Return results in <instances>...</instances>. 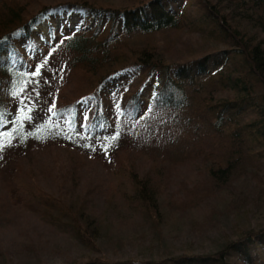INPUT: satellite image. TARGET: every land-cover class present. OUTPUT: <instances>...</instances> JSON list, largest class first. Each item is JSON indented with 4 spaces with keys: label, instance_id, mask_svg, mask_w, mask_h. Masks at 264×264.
<instances>
[{
    "label": "trees",
    "instance_id": "trees-1",
    "mask_svg": "<svg viewBox=\"0 0 264 264\" xmlns=\"http://www.w3.org/2000/svg\"><path fill=\"white\" fill-rule=\"evenodd\" d=\"M105 97L178 128L144 171L119 152L139 141ZM46 142L68 150L55 193L14 158ZM74 154L120 171L94 185L114 213L90 208ZM263 161L264 0H0V176L63 238L0 241V264H264Z\"/></svg>",
    "mask_w": 264,
    "mask_h": 264
},
{
    "label": "rangeland",
    "instance_id": "rangeland-1",
    "mask_svg": "<svg viewBox=\"0 0 264 264\" xmlns=\"http://www.w3.org/2000/svg\"><path fill=\"white\" fill-rule=\"evenodd\" d=\"M59 18H67V23L69 24L72 23V21L76 20L77 14L71 13L70 17H68L67 14H56L55 16L51 15L47 21L56 25ZM143 95L145 99L146 94L143 93ZM114 102L115 101H113L112 99L105 97L103 105L104 107H108L109 111H107L105 108H102V112H107L108 114L110 111L114 112L115 115L113 118L118 117V120L116 121H120L121 124L128 126L127 129L129 133L136 137L137 141H139L137 143L140 145L137 146L128 141H125L128 144L122 147V150H120L119 152L125 150L131 158L132 162L135 163V168L138 171H144V167H147L149 165L148 160L152 156L151 152L156 153L157 151H159L162 145L167 141L168 137L173 136L171 134L173 132V129L177 134L178 128L172 127L171 125H169V123L168 125L163 123L162 121H165V118L167 116L163 113L155 114L159 118L156 119V122L155 120H153V118L150 119V116L147 112L145 114H142L141 117L136 120V117H134L135 114L131 113L130 108H128L126 112L119 107L111 108V106H115L116 102ZM82 106L83 105H80V118H85L87 110H85ZM244 117L248 119L252 117V115L248 113L245 114ZM124 118H129L132 120H123ZM109 121L113 122L112 115ZM185 129L187 130V128ZM46 143H39L37 145H34L32 146V149H29L27 152L17 155L14 158L19 159L21 163H31L30 167L34 170V172H37L36 183L43 190L55 193L58 190L56 182L54 181L55 162L58 160V156H61L63 158V154L68 152V150H66V147V149H64L63 145L58 142ZM151 147L153 148L147 149ZM75 156L77 158H80L84 163L83 167L80 168V193H82L86 187L87 189L93 188L94 194L90 197V208L96 209L94 210L96 213H104L106 215L114 213L106 208L107 203H105V201L103 200V196H99L98 194H96L98 187L94 185L99 186V184L107 182L111 183L112 185L117 183L122 176L120 171L114 169L112 170V166H108L105 163H102V159L94 158L93 156V158L85 155L81 156L80 154L79 156ZM260 169L264 175V161L260 164ZM186 172L187 169H180V167H176L173 170V173L171 174H174L177 177L174 178L173 181L168 185V192L174 193L179 188L178 178L183 177ZM4 178L5 176H0V209L3 210L0 211L4 213L2 219L0 220V241L9 243L20 234L21 236L27 237L24 240L29 239L32 244L41 248L48 246V244L53 243L57 245V243H60L63 239L62 236H59L61 233H57L54 228L41 222L38 215L29 208L27 204L29 199L25 195L23 186L16 183L18 188V195H7V191L5 190L6 185L2 181ZM159 184L160 187H163L162 183L159 182ZM158 189L163 190L164 188ZM76 191H78V189ZM217 206L219 208L221 207L220 204H218Z\"/></svg>",
    "mask_w": 264,
    "mask_h": 264
},
{
    "label": "snow or ice",
    "instance_id": "snow-or-ice-1",
    "mask_svg": "<svg viewBox=\"0 0 264 264\" xmlns=\"http://www.w3.org/2000/svg\"><path fill=\"white\" fill-rule=\"evenodd\" d=\"M63 41H61V43H62ZM41 67H42V65L40 66V67H37L36 69H35V71L32 73V75L33 76H38V75H40V72H41ZM23 88H21L20 89V91L21 92H23ZM19 93H14V95H18ZM21 103H24V100H21L20 101ZM55 105H53V107H54ZM25 107H27V105H25ZM51 110V109H50ZM24 110L23 109H21V112H23ZM116 138L115 137H113V140H115ZM107 145L105 146V150H107Z\"/></svg>",
    "mask_w": 264,
    "mask_h": 264
}]
</instances>
